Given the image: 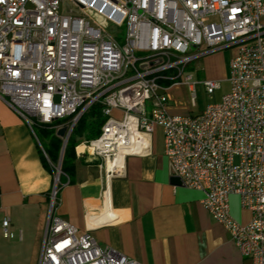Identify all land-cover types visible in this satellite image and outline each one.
I'll return each mask as SVG.
<instances>
[{
    "label": "built area",
    "instance_id": "2783aa9c",
    "mask_svg": "<svg viewBox=\"0 0 264 264\" xmlns=\"http://www.w3.org/2000/svg\"><path fill=\"white\" fill-rule=\"evenodd\" d=\"M262 18L264 0H0V99L33 134V125L68 118L54 126L65 127L67 138L99 105L100 133L74 150L99 159L105 186L123 174L125 157L151 153L160 127L170 184L202 191V205L241 254L264 264ZM110 25L124 26L122 43ZM228 47L236 48L229 90L198 114L169 113L174 86L200 83L209 94L221 88L219 80H194L185 69ZM55 165L37 264H143L53 212L61 185ZM231 194L251 211L248 222L232 218ZM1 231L14 236L8 217Z\"/></svg>",
    "mask_w": 264,
    "mask_h": 264
},
{
    "label": "crops",
    "instance_id": "0c3cea01",
    "mask_svg": "<svg viewBox=\"0 0 264 264\" xmlns=\"http://www.w3.org/2000/svg\"><path fill=\"white\" fill-rule=\"evenodd\" d=\"M204 60L210 72L207 78L214 79L211 59ZM168 95L171 98L169 90ZM168 105L169 113L186 115L170 100ZM155 131L151 153L125 157L123 174L109 178L106 186L99 159L74 150L67 173L61 176L53 212L78 232L89 230L102 247L143 264H252L202 205V191L170 184L163 136L157 143ZM41 153L45 152L35 133L0 99V227L2 218L8 217L10 229L18 230L12 231L17 245L2 252L19 256L24 233L37 219L34 258L28 264H37L53 187V172L43 164ZM229 205L234 220H250L251 211L241 208L237 194L230 195Z\"/></svg>",
    "mask_w": 264,
    "mask_h": 264
},
{
    "label": "rangeland",
    "instance_id": "374dc122",
    "mask_svg": "<svg viewBox=\"0 0 264 264\" xmlns=\"http://www.w3.org/2000/svg\"><path fill=\"white\" fill-rule=\"evenodd\" d=\"M63 10V6H62ZM109 30L113 32L119 43H122L124 40L125 35V28L123 27H114L113 25L109 26ZM236 48L235 47H228L224 48L215 52H212L210 54H207L203 57H201L198 60H194L190 62L185 71H190L193 74L194 80H202V79H209L207 78L208 70L205 66V58H210L212 61V70L214 80H219L221 83V88L218 90H215L213 93L209 94L204 89L203 85L200 83H193L190 85H179L174 86L169 89V93L171 94L170 101L173 105L178 107V109L182 110L184 114L186 115H195L200 113L207 104L217 102L221 96L226 93L229 90V82L227 80L228 76V68L227 65L229 64L230 59L235 55ZM203 59V60H202ZM225 67V68H224ZM194 93V105L191 104V95ZM149 104L147 103V109L149 110ZM68 118L62 119L61 121H66ZM63 123V122H61ZM61 123L57 124L60 125ZM33 131L35 133L36 139L43 146H47V140L45 138L44 132L37 126H32ZM55 129V128H54ZM53 129V130H54ZM155 141L159 144H161L162 140V131L160 127L155 128ZM71 133V132H70ZM86 132L80 136L76 137L78 140H84L86 138ZM61 138V137H60ZM61 141H63V137L61 138ZM41 145V146H42ZM57 164V163H55ZM54 164V165H55ZM56 166V165H55ZM56 170L53 168V175H55ZM61 175V174H59ZM57 184H59L57 182ZM55 199V198H54ZM49 208L46 210V215L44 218V224H43V232H44V226L46 222V218L48 215ZM39 221L37 219H34L31 221V224H29L28 232L27 230L24 233V240L22 241L21 249L18 251L19 256L9 257L2 251L6 252L8 247L15 246L16 243V237L15 238H5L2 235L1 227H0V264H14L16 260H20L21 264H28L31 263V260L34 258V250L36 247V234L38 230ZM18 229V228H17ZM11 231H13L15 234L18 230L15 228H11ZM16 231V232H15ZM43 232H41V238L39 241V247L42 242Z\"/></svg>",
    "mask_w": 264,
    "mask_h": 264
},
{
    "label": "trees",
    "instance_id": "16d2710c",
    "mask_svg": "<svg viewBox=\"0 0 264 264\" xmlns=\"http://www.w3.org/2000/svg\"><path fill=\"white\" fill-rule=\"evenodd\" d=\"M64 122L61 120L54 121L52 124H39L37 125L45 135L47 140V146H43L42 150L45 152L47 158L41 153L43 164L53 172L52 164L57 163L59 157V151L61 147V138L57 136V130L54 126ZM104 122V118L100 112V106L94 105L88 111L84 112L76 121L71 133L67 138L66 145L64 147L63 155L60 163V180L63 173H67L69 168V158L74 154V147L80 142L76 137L82 136L86 132V138L84 140L92 139L100 133L101 125ZM54 129V130H53ZM82 141V140H81Z\"/></svg>",
    "mask_w": 264,
    "mask_h": 264
},
{
    "label": "water",
    "instance_id": "95a60500",
    "mask_svg": "<svg viewBox=\"0 0 264 264\" xmlns=\"http://www.w3.org/2000/svg\"><path fill=\"white\" fill-rule=\"evenodd\" d=\"M57 136L59 137H63V141L61 143V147H60V151H59V157H58V163L60 164L61 163V158H62V155H63V151H64V147L66 145V142H67V137H66V133H65V127H62L60 128L58 131H57Z\"/></svg>",
    "mask_w": 264,
    "mask_h": 264
}]
</instances>
